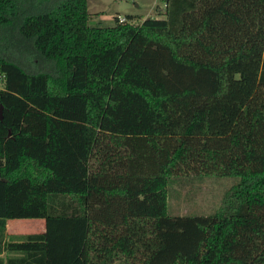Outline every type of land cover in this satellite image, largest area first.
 Returning <instances> with one entry per match:
<instances>
[{
    "label": "trees",
    "instance_id": "16d2710c",
    "mask_svg": "<svg viewBox=\"0 0 264 264\" xmlns=\"http://www.w3.org/2000/svg\"><path fill=\"white\" fill-rule=\"evenodd\" d=\"M163 2L101 27L87 0H0V264H264V0ZM187 176L234 201L169 215Z\"/></svg>",
    "mask_w": 264,
    "mask_h": 264
},
{
    "label": "rangeland",
    "instance_id": "374dc122",
    "mask_svg": "<svg viewBox=\"0 0 264 264\" xmlns=\"http://www.w3.org/2000/svg\"><path fill=\"white\" fill-rule=\"evenodd\" d=\"M164 8L163 0H87V11L90 16L88 25L113 26L116 15L135 17L133 24H139L147 17L162 19ZM2 83L0 75V88ZM238 181L235 177L215 176L172 178L168 183V214L207 216L219 211L224 212L225 207L234 201L229 190ZM39 221L41 220H10L7 234L9 236L34 234L40 230Z\"/></svg>",
    "mask_w": 264,
    "mask_h": 264
},
{
    "label": "crops",
    "instance_id": "0c3cea01",
    "mask_svg": "<svg viewBox=\"0 0 264 264\" xmlns=\"http://www.w3.org/2000/svg\"><path fill=\"white\" fill-rule=\"evenodd\" d=\"M116 16H120V15H116ZM22 220V219H21ZM34 220H36V219H34ZM38 220H40V219H38ZM43 220H41V221H39V223H40V230H38L36 233H43L44 232V230H45V225H44V221L42 222ZM11 223V222H10ZM7 228H9V221H7V225H6V232L8 233V229ZM9 235V234H8Z\"/></svg>",
    "mask_w": 264,
    "mask_h": 264
},
{
    "label": "built area",
    "instance_id": "2783aa9c",
    "mask_svg": "<svg viewBox=\"0 0 264 264\" xmlns=\"http://www.w3.org/2000/svg\"><path fill=\"white\" fill-rule=\"evenodd\" d=\"M117 19L119 23H124L126 21L125 18L121 16H117Z\"/></svg>",
    "mask_w": 264,
    "mask_h": 264
},
{
    "label": "water",
    "instance_id": "95a60500",
    "mask_svg": "<svg viewBox=\"0 0 264 264\" xmlns=\"http://www.w3.org/2000/svg\"><path fill=\"white\" fill-rule=\"evenodd\" d=\"M0 117H1V110H0Z\"/></svg>",
    "mask_w": 264,
    "mask_h": 264
}]
</instances>
